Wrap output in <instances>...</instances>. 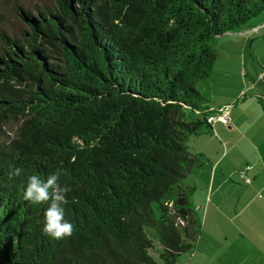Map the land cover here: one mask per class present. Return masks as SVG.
Segmentation results:
<instances>
[{"label":"trees","instance_id":"obj_1","mask_svg":"<svg viewBox=\"0 0 264 264\" xmlns=\"http://www.w3.org/2000/svg\"><path fill=\"white\" fill-rule=\"evenodd\" d=\"M8 2L0 127L17 126L7 140L0 132V264H158L147 229L162 264H175L201 229L182 180L198 164L187 142L215 113L203 92L210 42L264 0H54L37 14L13 3L19 37L3 26ZM57 168L75 226L62 239L42 232L48 205L22 196L28 176Z\"/></svg>","mask_w":264,"mask_h":264},{"label":"rangeland","instance_id":"obj_2","mask_svg":"<svg viewBox=\"0 0 264 264\" xmlns=\"http://www.w3.org/2000/svg\"><path fill=\"white\" fill-rule=\"evenodd\" d=\"M13 3L29 10L32 14H37V10H55L54 0H9L5 6L3 26L9 35H16L17 37L25 31L26 26L24 21L15 13L12 7ZM263 20L264 11L251 17L242 28L218 35L211 40L210 44L216 52V59L210 78L204 85L203 92L209 99L208 105L214 106L217 100L228 101L230 122L221 124L214 123L216 122L214 121V124L210 123L211 127H202L200 133L192 136L187 142L189 151L193 152L195 148L205 151L203 154L198 153V164L192 167L190 177L182 180L183 185L195 186L190 196V202L193 208H201L197 212L201 228L204 223L205 210L209 208L206 224L210 226V229H204L203 232L200 229L201 234L196 242L203 235V237L213 239L218 250L223 245L216 239L225 237L223 231L219 233L218 227L219 225L224 227L222 224H225L227 219L225 214L216 213L215 211H219V208H242L244 204L249 200L252 201L253 198H256L257 201L264 199L262 192H251V184L245 183L243 178L240 177V175L245 174L252 179L251 170H244V167L250 166L252 168L251 165L245 164L255 157V151L243 142L235 150L233 149V144L238 139L239 133L246 135L248 132L249 135V133L254 132L256 140H264V107L261 103V99H264V86L257 84L258 81L253 80V73H251L252 63L255 67L257 65L259 70L264 69V66L252 61L251 53V46H264V37L263 40L259 38L260 31H252L253 27ZM217 109L214 108L215 111ZM214 114L216 115L217 112ZM16 126L15 123L10 121L0 127L1 140H7L8 137H11ZM227 152L229 154L225 157ZM214 162L216 164L213 172L210 173L211 164ZM232 169H235V171L233 170L230 174L229 172ZM255 202L247 203L248 209L242 215V221L252 220L258 224V221L253 220V208H258ZM262 205V208H264V204ZM147 233L153 240V248L149 250V254L158 264H162L159 258V253L162 250L161 245L151 229H147ZM196 250L197 243L190 251L180 254L175 264H187L188 257L193 255ZM208 251V256L205 258L209 261V264H226L225 259L223 261H221L222 259L218 260L216 256L218 254L213 255L209 249ZM183 255H185L184 258Z\"/></svg>","mask_w":264,"mask_h":264},{"label":"crops","instance_id":"obj_3","mask_svg":"<svg viewBox=\"0 0 264 264\" xmlns=\"http://www.w3.org/2000/svg\"><path fill=\"white\" fill-rule=\"evenodd\" d=\"M252 31H260L259 32V38L263 40L264 37V20L261 21L259 24L253 27ZM263 50L264 46H251V53H252V61L256 62L258 65L264 66L263 62ZM253 73L252 78L253 80L258 81L257 84H260L261 86H264V69L259 70L257 65L256 67L253 66L252 63V71ZM261 82V83H260ZM261 96V95H260ZM262 98V97H261ZM216 103V104H215ZM214 103V106L209 105L210 108H220L221 106L227 105L228 101L226 100H217ZM229 115V114H228ZM230 118V117H229ZM214 123H222L221 121H216ZM213 123V124H214ZM239 133V131H237ZM245 143L248 145V147L251 148V150L255 151V157L245 165H251V181L248 183L251 184V192H262L264 194V140L258 141L256 140V134L254 132H251V134L248 132L246 135L244 133H239V137L236 140V142L233 144V149L235 150L240 143ZM194 153L203 154L205 151L202 149H193ZM228 152L226 153L225 157L228 156ZM224 157V158H225ZM223 158V159H224ZM221 161V160H220ZM216 162L211 164L210 167V173L213 172L214 166ZM192 168H190L185 177H190L192 173ZM235 171V169H232L229 173L231 174ZM254 179V181H252ZM209 183V182H208ZM207 183V184H208ZM185 187H193L190 185H183ZM195 187V186H194ZM255 202V205L258 208L254 209V215L253 220L258 221V224L254 221H248L243 220L242 221V215H244L245 211H247V203ZM246 204L243 205L242 208H227V209H221L219 208V211L216 210V213L225 214L227 222L225 224H222L224 227L219 225V233L223 231L224 236L223 238L219 237L216 240L223 245V247L218 250V248L215 246L213 239H210L208 237H202L198 240L197 243V250L193 253V255H190L188 257L187 264H209V261L205 258L207 257V253L209 252L208 249L211 251V254L216 255L217 259L223 261L225 259L226 264H264V208L262 204H264V199L256 200V198H253L252 201H248ZM198 207V206H197ZM195 213L197 214L198 211L201 210V208H194ZM224 210L225 212L223 213ZM214 212V213H215ZM208 214H209V208L205 210V217H204V223L202 224V232L204 229L209 230L210 226L207 223L208 220ZM198 215V214H197ZM240 219V221H238ZM216 226V225H215ZM214 226V227H215ZM201 234V233H200ZM204 239V240H203ZM222 239L224 240L222 242ZM185 255H183V258Z\"/></svg>","mask_w":264,"mask_h":264},{"label":"clouds","instance_id":"obj_4","mask_svg":"<svg viewBox=\"0 0 264 264\" xmlns=\"http://www.w3.org/2000/svg\"><path fill=\"white\" fill-rule=\"evenodd\" d=\"M19 168L9 172V179L20 174ZM64 174L63 168L42 179L39 175L27 177V183L22 193L23 199L35 204H47L43 213L42 232L53 239H62L73 234L75 226L65 219L63 205L67 203V185H61L60 178Z\"/></svg>","mask_w":264,"mask_h":264},{"label":"built area","instance_id":"obj_5","mask_svg":"<svg viewBox=\"0 0 264 264\" xmlns=\"http://www.w3.org/2000/svg\"><path fill=\"white\" fill-rule=\"evenodd\" d=\"M215 112H217L216 115L213 113L207 117L208 123H213L214 121H221L222 123H229L230 122V118L228 115V112H229L228 106L220 107ZM250 168H251L250 166H247L245 169L248 170ZM240 177L243 178L245 183L250 182V178L248 176H246L245 174L240 175Z\"/></svg>","mask_w":264,"mask_h":264}]
</instances>
